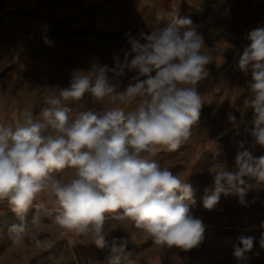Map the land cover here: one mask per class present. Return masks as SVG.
<instances>
[{
	"label": "clouds",
	"instance_id": "obj_1",
	"mask_svg": "<svg viewBox=\"0 0 264 264\" xmlns=\"http://www.w3.org/2000/svg\"><path fill=\"white\" fill-rule=\"evenodd\" d=\"M125 36L112 66L93 57L88 69L71 72L58 95H45L38 114L26 108L15 127L0 123V204L20 221L8 226L14 244L23 242L34 204L53 216L63 234L88 237L101 249L108 245L105 223L110 218L130 220L158 246L188 251L203 242L205 225L190 209L195 204L192 184L150 157L175 152L191 137L204 103L198 85L208 78L213 59L202 50L204 36L188 18L174 17L149 34ZM247 38L250 44L238 67L246 74L251 70L243 107L253 116L243 131L264 146V27ZM128 73L134 75L122 87ZM86 96L93 102L107 98L112 105L137 101V106L131 111L66 106ZM228 119L236 124L235 115ZM245 144L237 141L232 169L225 165L210 171L204 209L214 210L221 194L234 196L243 207L258 199L247 197L255 185L264 184V155L253 156ZM65 169L73 172L68 180L58 175ZM254 240L239 238L233 252L237 260L253 249ZM259 244L264 249V232ZM126 249V240L113 238L107 264H135Z\"/></svg>",
	"mask_w": 264,
	"mask_h": 264
},
{
	"label": "rangeland",
	"instance_id": "obj_2",
	"mask_svg": "<svg viewBox=\"0 0 264 264\" xmlns=\"http://www.w3.org/2000/svg\"><path fill=\"white\" fill-rule=\"evenodd\" d=\"M174 17L192 21L204 36L202 50L213 62L207 65L208 78L198 85L204 103L191 137L175 152L158 151L150 158L192 184L195 204L190 209L205 225L204 240L184 251L158 246L150 237L162 258L135 264H264L259 244L264 232L260 227L264 184L249 192L248 201L258 199L248 207L223 194L214 210L202 204L204 190L212 185L210 171L234 167L237 141L244 140L253 156L264 155V146L243 131L253 116L251 109L243 107L252 78L251 70L246 74L238 67L250 44L248 33L264 27V0H0V123L15 127L26 108L38 114L45 106V95H58L59 87L68 86L74 69H88L93 57L112 66L113 55L125 46L126 33L149 34L166 27ZM132 75L122 78V87ZM65 103L73 109L95 110L118 106L131 111L137 106V101L112 105L107 98L93 102L90 96ZM229 114L236 116L235 125ZM26 220L24 240L14 244L8 226L20 221L6 204H0V264H107L111 249L87 257V248L69 242L46 210L33 206ZM241 236L255 240L245 258L237 260L233 252Z\"/></svg>",
	"mask_w": 264,
	"mask_h": 264
},
{
	"label": "crops",
	"instance_id": "obj_3",
	"mask_svg": "<svg viewBox=\"0 0 264 264\" xmlns=\"http://www.w3.org/2000/svg\"><path fill=\"white\" fill-rule=\"evenodd\" d=\"M64 180H68L72 177L73 172L71 169H66L63 173L59 174ZM50 205V201H49ZM34 206H36L34 204ZM105 235L108 241V245L104 248L111 249V242L113 238H121L127 241V249L132 252V259L137 262H148V261H159L162 255L159 256L158 252H155L154 247L151 245L150 236L145 235L141 230L134 227L130 220H117L108 219L105 223ZM68 241L75 246H83L87 248L89 255L93 254L97 250H102L97 248L88 237L67 234Z\"/></svg>",
	"mask_w": 264,
	"mask_h": 264
}]
</instances>
